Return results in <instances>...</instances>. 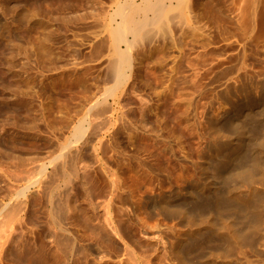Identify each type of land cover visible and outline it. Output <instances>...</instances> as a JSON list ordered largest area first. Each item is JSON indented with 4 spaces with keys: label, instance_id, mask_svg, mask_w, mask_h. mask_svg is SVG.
<instances>
[{
    "label": "rangeland",
    "instance_id": "374dc122",
    "mask_svg": "<svg viewBox=\"0 0 264 264\" xmlns=\"http://www.w3.org/2000/svg\"><path fill=\"white\" fill-rule=\"evenodd\" d=\"M128 1L0 0V264H264V0H185L117 86Z\"/></svg>",
    "mask_w": 264,
    "mask_h": 264
},
{
    "label": "bare ground",
    "instance_id": "6f19581e",
    "mask_svg": "<svg viewBox=\"0 0 264 264\" xmlns=\"http://www.w3.org/2000/svg\"><path fill=\"white\" fill-rule=\"evenodd\" d=\"M142 1L145 4L150 3L149 0H142ZM169 1L171 2L169 5H166L164 0H154V3H152L150 5H146L144 10H145V12H152L153 13L152 17H147L144 15V16H142V18H139V19L135 18L136 14L138 13V11H136V10L140 6L137 5V8H136V6L134 5V4H136V2L134 3V0L128 1L127 6H126V10L124 9V11L122 13H121V11L119 12V16H120L121 20L116 24L117 25L116 27L122 26L123 30H125L127 33H129L132 36L133 41L131 42V40L128 41L127 39H125V37H124L125 33L121 32V30H117L115 28H112L111 33L112 34L114 33V34H113V42L110 46V50L108 53L109 59L107 61V65H108V71L107 72L110 75V77L112 78V80H114V83L117 86L121 85L125 80H127L126 79L127 78L126 71H127V68H128V70L130 68L129 57L126 54V52L123 51L122 48L119 47V44L122 43L125 45V48H129V46L133 45L132 44L133 42H136V43L140 42L144 38H147L148 36H150L151 33H153L152 31H153L154 27H156L158 24H160V25L163 24L165 22V19L167 20V17H169L170 12H178V13H176L178 15L183 10L185 0H169ZM148 39H149V37H148ZM99 45L102 46V43H99ZM96 48H97V46H96ZM99 48H101V47L98 46L97 49H99ZM39 54H40V52H39ZM74 132H75V135L77 137H80L84 132L83 125L79 124L75 128ZM227 146H228V144L216 142V144H214V149L215 150H226L229 154H231L237 148V147L230 146L228 149H225V147H227ZM247 174L248 175H246V179L242 180V184L239 185V187L236 186L238 188H236L233 192L231 191L232 194H230V196H234L236 199L242 200V202H246V204H244L245 210H251L253 208V206H255V203H254V205L249 204V202L253 199L252 196L254 193L253 189L250 187V185L253 181V178H255V177H253L252 171L247 172ZM256 207H257V205H256ZM227 208H228V206L225 207V206L219 204V202H216L214 204V211H215V213L217 212L218 214L221 211L226 212ZM255 208H253V209L255 210ZM201 209L203 211L205 210L204 207H202ZM255 211H257V209ZM196 212H198V211H196ZM191 216L192 215H190V217ZM190 217H189V220H193V219H190ZM205 223L209 224V219H206ZM222 224H223V229H225V231H226L225 235L227 237H230V239H231L233 236H232L230 225L224 221Z\"/></svg>",
    "mask_w": 264,
    "mask_h": 264
}]
</instances>
